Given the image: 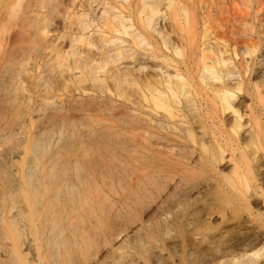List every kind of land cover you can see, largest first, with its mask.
<instances>
[{
    "label": "bare ground",
    "instance_id": "bare-ground-1",
    "mask_svg": "<svg viewBox=\"0 0 264 264\" xmlns=\"http://www.w3.org/2000/svg\"><path fill=\"white\" fill-rule=\"evenodd\" d=\"M72 1L78 0H0V264H263V245L238 241L237 245L227 243L223 247L226 245L221 237L217 242L224 244L218 245L216 236L200 229L194 217L183 216L187 208L202 205L212 187L205 180L192 186L194 178H211L225 195L223 198L235 197L249 204L248 197H257L259 177L264 179V106L257 104L263 95L258 84L252 89L245 80L248 78L244 73L252 71L247 68L251 66L247 63V70L241 66L240 71L233 57L227 58L229 54L221 47L226 43L221 40L218 45L223 50L217 47L221 51L215 53L209 46L206 52L199 47L196 50L203 52L201 57L195 58L193 52V57L185 58L187 48L180 45L181 33L176 30L183 29L185 36L193 19L191 10L181 6L179 0H137L134 18L140 31L135 28L133 13L128 15L132 0H123L127 7L121 5V12L116 10L117 2L115 6H104L110 12L112 7L116 10L108 19L104 16L108 9H103L105 14L101 12L104 24L103 18L101 23L108 27V34L102 32L101 26L99 30L101 35L110 36L102 38L98 32L101 40L93 39L94 43H89L93 37L89 31L94 30L93 26L99 31L92 24L95 20H91L93 26L87 31L88 42L89 20L86 25L78 19L79 26L73 19L76 16L67 14V19L76 21L85 35L82 38L76 31V41L89 43L71 54L74 44L81 45L73 41L70 51L66 49V8L75 6ZM95 1H99V6L94 4L99 8L104 2ZM261 1L258 8L264 5L259 4ZM89 2L94 3L88 0L86 5ZM213 3L207 8L216 6V0ZM90 6L93 11L94 6ZM124 9L128 16L123 15ZM212 9L207 13L209 17L214 13ZM85 15L82 18L90 16ZM236 15L229 13L224 20L226 28L222 30L221 26L219 30L227 31L229 39L240 37V43L248 46L245 53L240 52L252 59L258 54L251 41L256 29L252 22L244 25L249 14L240 12L248 17L244 23L239 19L245 16L238 12ZM167 17L174 29L163 24V30H175L174 38L180 44L177 40L172 43L174 33L168 37L164 35L168 30L163 34L159 28L160 23L168 21ZM100 18H96L98 22ZM217 21V26L222 25ZM238 21L248 28L243 29L244 35L236 29ZM205 22L204 25L208 21ZM142 31L148 37L161 38L166 52L179 54L184 47L185 60H181L185 68L179 67L177 61L174 65L166 53L161 55L164 49L159 50L160 46L151 44L147 37L146 41ZM182 35L183 32L181 39ZM170 37L172 42L167 40ZM202 38L203 41L206 35ZM136 46L145 53L148 49L155 51L148 53V58L140 56L155 62L162 58L163 66L141 63ZM236 74L241 81L232 84L224 80ZM193 83L200 89L194 91ZM127 87L133 92L131 96L126 94ZM245 90L253 92L250 104L242 103L243 107L240 101ZM246 143H253L256 150L250 152ZM254 163L258 164V177L253 171ZM228 168L230 176L224 174ZM212 211L202 219L214 221ZM179 223L185 225L188 240L194 246L202 244L205 248L199 246L203 250L197 251L201 248L185 240H175ZM185 251L186 257H181Z\"/></svg>",
    "mask_w": 264,
    "mask_h": 264
},
{
    "label": "rangeland",
    "instance_id": "rangeland-1",
    "mask_svg": "<svg viewBox=\"0 0 264 264\" xmlns=\"http://www.w3.org/2000/svg\"><path fill=\"white\" fill-rule=\"evenodd\" d=\"M87 1L88 0H78L77 2L76 1H72L73 3H75L76 2V4H75V6L74 7H70V9H69V7L68 8H66V11L68 10V12L66 13V19L68 18L67 16V14H69V15H71V14H73V15H71V16H76V17H72L74 20H76V21H78V25L80 24L79 22H81L82 20L84 21V24H86L87 22L86 21H88L89 22V24H88V26L90 25V27H89V29L88 30H86V33H88L87 31H89V30H91V28H92V26L93 25H91V23L90 22H93L94 20L96 21L97 20V22H98V19L100 18V16L99 15H101V12L103 13V14H105L106 12L103 10V9H108V7L107 8H105L106 7V5H108V6H115V4H116V2L118 3V4H116V10H118V11H123V10H121L120 8H123L122 6H124L125 7V9H126V5H127V3L125 4V2L122 0V2H121V0L120 1H115V0H113L114 2L112 3V0H110V2L108 3L107 2V0L105 1V0H103L104 2H102V0H100V2H102L101 3V7L99 8V7H97L98 8V10L100 9V11L98 12V13H100V14H98L96 11H97V9H95L96 7H95V5H98L99 4V1H95V0H92L94 3H90V5L92 4L93 6H94V8H93V11L91 10L92 8H91V6L88 4V5H86L87 4ZM89 1H91V0H89ZM109 1V0H108ZM181 3H180V2ZM178 1V4L180 3V5L182 4V5H187V6H189V8L186 6V10L187 9H189V11H190V13H189V11H188V13H189V15H190V17L193 19V26L190 28V34H192V35H190V36H187L186 34H188L189 35V32H186V30H185V36H184V31H182V30H176V32L179 34V32L182 34V32H183V37H182V39H181V34H179V40H180V42L182 43V44H180V42L178 41V38L176 39L177 41H178V43L182 46H184L185 45V47L187 48V51H186V54H187V56H185L186 54H184L185 53V50H184V47L182 48L181 46H177L178 44L177 43H175V44H177L176 46L177 47H179V49L180 48H182V49H180V53L179 54H176V53H173V51L172 50H169L168 52H166L167 50H166V48L164 49V47L165 46H163V42H162V40H161V38L159 39V37L157 38V37H155V36H153V37H151V35H149V37H148V34H146V32H143L142 31V34L145 36V39H146V37H147V39L148 40H150L149 42L151 43V44H153L154 46H160L159 48V50H163L164 52H163V54L160 52V54L161 55H165V53H166V57H169V59L171 60V61H173L174 62V65H176L175 64V62L177 63V65L179 66V67H181V68H185V66L183 65V61L185 60L184 59V57L186 58H188L189 56H191L192 55V57L194 56L193 55V52H194V54H195V58H198L199 57V55H200V57L203 55V52H202V54L200 53V51H204L203 49H205V51L207 52V49L209 48V46H210V48H209V50H211V51H214L215 53H217L218 51H221V50H223V49H221V47L223 46V48H224V50L225 51H227V55L225 54V57L227 56V58H229V59H231L232 57H233V59H232V62H234L235 61V65H239L237 68L238 69H240V71L242 70L243 71V69L241 68V66L243 67L244 66V69H246L247 70V68L248 69H250V70H252V71H249V70H247V71H249V73L247 72H245L244 74H245V76H247V77H245V78H248V79H245L246 81H247V84L250 86V87H252V89L256 86V84H258L257 85V87L259 88V91H260V93L261 94H263L262 95V103L260 102V103H258V101H257V104L259 105V106H261V107H263L264 106V82H263V80H264V68L262 67V66H264V64L262 63V62H264V56H263V60L262 59H260V58H262V54L264 55V53H263V51H264V42H261V41H264V31H262V28L261 27H263V30H264V26H260L259 27V25H263L264 23H262V22H264V19L262 18V19H260L261 18V16L263 15V17H264V5L263 6H261L262 7V9L263 10H260L261 9V7L259 6V8L257 7L258 5V2H259V0H257V1H255V0H251V2L250 1H248V3L246 2V3H244L243 2V0H234V2H233V5H231L232 4V1L233 0H230L231 1V3H230V1L229 0H216V6L218 7H216L215 6V0H213L214 1V7H210L211 9L212 8H214V9H216L217 11H219V10H221V11H219V12H217L216 13V10H213V12L214 13H216L217 15L216 16H219L220 18H221V20H220V18H217L216 16L214 17V13H213V15L211 14L210 15V17H209V13H210V11H211V9L210 8H207V7H209L211 4H212V2L210 3L208 0L206 1V0H188V3H187V1L186 0H179ZM184 1H186V2H184ZM194 1V2H193ZM204 1H206V2H204ZM229 2L228 3V7L226 8V5H227V2ZM238 1V2H237ZM105 2H107V4L105 3ZM132 2H134V3H132L133 4V7L131 8V9H128L127 8V10L129 11V13H128V15L130 14V12H132L133 14L132 15H134L133 16V20H134V25L136 26H134L136 29H138V31H140V26H139V23L137 24V22L135 21V16L137 15V11H135V10H137V7L135 6L136 4H138V3H136V2H138L137 0L135 1V0H132ZM193 2V3H192ZM197 2V3H196ZM218 2V3H217ZM222 2V3H221ZM240 2V3H239ZM243 2V3H242ZM255 2V3H254ZM263 2H264V0H262L259 4L261 5V4H263ZM80 3V4H79ZM85 3V4H84ZM96 3V4H95ZM112 3V4H111ZM124 3V4H123ZM196 3V4H195ZM210 3V4H209ZM95 4V5H94ZM111 4V5H110ZM196 6L197 5V7H194V5ZM199 4H202V5H199ZM204 4V5H203ZM209 6H208V5ZM224 4V5H223ZM226 4V5H225ZM239 4H241L240 6H239ZM243 4H245V7L243 6ZM122 5V6H121ZM181 5V6H182ZM193 5V6H192ZM223 5V6H222ZM249 5V6H248ZM69 6H72V5H69ZM85 7L84 9H83V7ZM88 6V7H87ZM99 6V5H98ZM105 6V7H104ZM119 6V7H118ZM185 6H183L184 8H185ZM201 6H203V8L201 7ZM211 6H213V5H211ZM219 6L221 7V9L219 8ZM225 6V7H224ZM237 6V7H236ZM239 6V7H238ZM247 6H248V8H247ZM82 7V8H81ZM230 7H231V9H230ZM251 7V8H250ZM113 8V9H112ZM111 9V12H113V10H115V8L114 7H112ZM198 10H197V9ZM210 9V11L208 12V10L207 9ZM242 8V9H241ZM247 8V9H246ZM90 9V10H89ZM124 9V12L126 11ZM132 9H134V10H132ZM196 9V10H195ZM206 9V10H205ZM243 9H246V10H243ZM251 9V10H250ZM256 9H259V11H260V13H261V15L258 13H255L254 11H258V10H256ZM83 10V11H82ZM85 10V11H84ZM89 10V11H88ZM108 10H109V13H108ZM107 10V15L108 14H110L111 12H110V8ZM115 10V11H116ZM131 10V11H130ZM203 10V11H202ZM226 10V12H224V11ZM80 11V12H79ZM94 11L96 12V14H98V16L99 17H97L96 16V14H94ZM167 10L165 9L164 10V12H166ZM201 11V12H200ZM207 11V12H206ZM230 11V12H229ZM242 11L244 12V11H247L248 13H242ZM249 11H251V12H249ZM263 11V12H262ZM74 12H76V14L78 15H76V14H74ZM79 12V13H78ZM85 13V14H87L88 15V13H89V15L91 14V15H93V16H95L93 19H92V17L93 16H88V18L86 17H84V18H82L85 14H83V13ZM91 12V13H90ZM105 12V13H104ZM123 12V15L124 16H128L127 15V13L125 12L124 13ZM136 12V13H135ZM168 12V11H167ZM191 12H193V13H191ZM197 12V13H196ZM220 12H222V13H224V15L222 14V17H221V14H220ZM227 12H229V13H231V15L232 16H237L236 15V12H238L239 13V16H241L240 15V12H241V14H249V15H247L248 17H250L249 19H248V17L247 16H241V17H244V18H242L243 20H241V18L239 19L240 21H241V23H244V21H247V19L250 21H247L248 23L247 24H244V25H246L245 27H247V25L248 24H250L251 22H252V26L253 27H255L254 29H256V30H254V36L251 38L252 40L251 41H253L254 42V46L255 47H257V53H255L254 55H256L255 57H251L252 59H250V56H247V55H244V54H242V52H246V47H248L247 46V44H242V43H240V37H232V39H231V41H230V39L228 38V37H230V36H228L229 34L227 33V31H222V30H224L225 28H226V25H225V23H224V20L225 21H227V19H228V16H229V13H228V15H226V13ZM83 14V16L81 15V14ZM208 15H206V14ZM211 13H212V11H211ZM218 13H219V15H218ZM251 13V14H250ZM104 15L105 16V18H109V17H111V14L110 15ZM198 14V15H197ZM256 14H257V17H258V15H260L258 18L257 17H255L256 16ZM81 17H80V16ZM87 15H85V16H87ZM226 15V16H225ZM251 15V16H250ZM70 16V17H71ZM102 16V15H101ZM104 16H102L101 18H100V22H98V23H96L95 21V23L93 22L92 24H96V27H97V30H99V29H101L102 30V32L104 31V34L106 35V33L108 34V30H107V28H104V27H106V26H104L103 24H104ZM205 16H207L208 17V19H207V17H205ZM211 16H213V17H211ZM224 16V17H223ZM69 17V18H70ZM79 17V18H78ZM91 19H90V18ZM194 17H197L196 19L194 18ZM247 17V19L246 20H244L245 18ZM82 20H81V19ZM96 18H98V19H96ZM102 18H103V21H102V23H101V20H102ZM107 18V19H108ZM168 18V17H167ZM167 18H162L164 21H165V19H167ZM203 18V19H202ZM209 18H211V19H209ZM212 18L214 19V21H215V23H216V21L218 22V23H221L222 25H220V24H218V26L212 21ZM216 18V19H215ZM238 18V17H237ZM257 18V20L256 21H258L257 23L255 22V19ZM71 19V18H70ZM73 19H71L69 22L66 20V49L68 50V48L70 49L71 48V44H72V42L73 41H76L77 39V37H78V35H81V37L83 36L84 38H85V35H83V34H81L82 33V31H81V27H80V29H78L77 27V24H76V21H74ZM81 20V21H79V20ZM107 19L105 20V21H107ZM91 20H93V21H91ZM163 20H161L160 22H162ZM196 20H197V22H196ZM209 20H211V21H209ZM252 20V21H251ZM74 21V22H73ZM110 21H111V18H110ZM200 23H199V22ZM204 21H208L206 24H207V26H205L204 25ZM221 21V22H220ZM240 21H238V22H236L235 23V25H236V29H238L239 30V32L242 34L243 33V31L244 30H247V29H244L245 27H243V24H241L242 26H240L239 25V23H240ZM70 22H72L71 24H70ZM108 22H109V20H108ZM108 22H106L107 24H108ZM167 22H169V23H167ZM260 22V23H259ZM74 23H75V25H74ZM106 23H105V25H106ZM195 23V24H194ZM199 23V24H198ZM86 24V25H87ZM109 24H111V23H109ZM161 25H159V28L161 29L162 28V33L163 32H166L167 30H168V28L170 27V29L172 30V29H174V27H172L171 28V25H172V22H170V19L168 18V21L166 20L165 21V23H160ZM166 26H168L169 25V27L168 28H165L164 27V30H163V27L162 26H164V25ZM209 24V25H208ZM212 24V25H211ZM72 25H74V26H72ZM112 25H113V22H112ZM111 25V26H112ZM138 25V26H137ZM200 25V26H199ZM215 25H216V27H215ZM220 25V26H219ZM70 26H71V29H70ZM80 26V25H79ZM99 26H101V28L99 27ZM166 26V27H167ZM198 26H199V29H198ZM222 26V28L223 27H225V28H223L222 30H219V29H221L220 27ZM251 26V28H253ZM73 27V28H72ZM206 29H205V28ZM217 27H219V28H217ZM242 27V28H241ZM104 28V29H103ZM134 28V29H135ZM203 28H204V30H203ZM207 28H208V30H207ZM76 29V30H75ZM78 29V30H77ZM92 29H94V30H92V31H89V33L91 34L92 32V34L93 35H90L89 33L88 34H86L87 36L86 37H88L89 35L90 36H95V37H97L96 35L98 34V32H99V34L101 35V34H103L100 30L99 31H95L96 30V28H94V26H93V28ZM168 30V32L167 33H163L164 35H173V33L175 32V30H173V33L171 32L170 33V31L171 30ZM242 29V30H241ZM244 29V30H243ZM80 30V31H79ZM189 30V29H188ZM187 30V31H188ZM191 30H193V32L191 31ZM196 30H198L197 31V35H196V32L195 31ZM207 30V31H206ZM227 30V29H226ZM74 31V32H73ZM77 31V32H76ZM105 31H107L106 33H105ZM206 31V32H205ZM257 31H258V33H257ZM75 32L76 33H80V34H75ZM96 32H97V34H96ZM203 32H204V34H203ZM225 32V33H224ZM250 32V31H249ZM263 32V33H262ZM74 33V34H73ZM84 33V32H83ZM201 33V34H200ZM205 33H207V34H205ZM221 33H222V35H221ZM239 33V34H240ZM252 33V32H251ZM260 33H262V35L260 34ZM85 34V33H84ZM96 34V35H95ZM98 34V38H100V39H98V38H93V37H91L92 39H90V36L88 37V42H89V39H90V42L89 43H91L92 41H93V39H97V42H99L100 40H101V37L102 38H105V37H109L108 35L107 36H105V35H101V37H100V35ZM175 35H173V37H172V41H171V37H170V39H167V40H169V41H171L172 43H174V42H177L176 40H175V38H174V36L175 37H177V34L176 33H174ZM223 34H224V36H223ZM74 35H76V36H74ZM167 35V36H168ZM203 35H206V38L202 41V37H203ZM227 35V36H226ZM243 35H244V33H243ZM255 35H257V36H255ZM70 36L72 37V39L70 38ZM74 36V37H73ZM187 36V37H186ZM192 36V37H191ZM194 36V37H193ZM197 36V37H196ZM209 36V37H208ZM76 37V38H75ZM80 37V36H79ZM80 37V38H81ZM82 37V38H83ZM155 37V38H154ZM169 37V36H168ZM167 37V38H168ZM220 37H221V39H220ZM225 37V38H224ZM227 37V38H226ZM73 38H74V40H73ZM79 38V39H80ZM126 39H128L129 40V38L128 37H125ZM153 40H152V39ZM209 38V39H208ZM229 39L227 42L225 41V40H223V39ZM236 38H237V42H236ZM256 39V41H258V43H259V45L258 46H256L257 45V42H255L254 40ZM261 38H263V40L261 39ZM147 39H146V41H147ZM155 39V40H154ZM186 39V40H185ZM196 39H198V41H200V43H203V44H200ZM208 39V41H206ZM70 40H71V42H70ZM86 40V39H85ZM191 40V43L190 42H186V41H190ZM224 41V42H221V41ZM243 40V41H242ZM155 41V43L157 44V45H155V43H153V42ZM161 41V42H160ZM185 41V42H184ZM202 41V42H201ZM204 41H205V43L207 42V44H206V46L208 45V47H206V46H202V45H205L204 44ZM233 41V42H232ZM241 41L242 42H244V39L242 38L241 39ZM77 42V44H81V43H78V41H76ZM85 43H83V44H87V45H89V43H87V41H84ZM158 42V43H157ZM229 43L230 44V47H228L227 48V46H228V44L226 45V44H221V43ZM71 43V44H70ZM93 43H94V41H93ZM185 43H187V44H185ZM198 43V44H197ZM218 43L219 44H221V47H220V45H218ZM232 43V44H231ZM234 43V44H233ZM236 43H237V45H236ZM239 43H240V45H239ZM83 44H81L80 46H77L76 44H72L73 45V48H77L76 50L74 49H71V51L70 50H68V51H70V52H72L71 54H73V52L75 51H77L78 52V49H80L81 48V46H84ZM161 44V45H160ZM190 44V45H189ZM196 44H197V46H196ZM212 44V45H211ZM87 45H86V47H85V50L83 49V47H82V49L86 52L87 50H86V48L88 49V47H87ZM152 45V46H153ZM188 45H189V48H188ZM194 45H195V48H194ZM226 47H225V46ZM244 47H243V46ZM249 45V44H248ZM191 46V47H190ZM213 46H215V47H213ZM236 46H238V48H236ZM136 47H139V46H136ZM142 47L143 48H145L146 49V45L145 46H143L142 45ZM199 47H201L199 50H196V49H198ZM217 47H219L221 50H219V48H217ZM241 47V48H240ZM250 47V46H249ZM260 47V48H259ZM262 47V48H261ZM141 48V46L139 47V48H137V50L136 51H138L137 52V54L138 53H140V54H138L139 56L140 55H144V56H146V58H148L150 55L148 54V53H154V52H152L151 51V49L149 50L148 49V52H146L145 53V49H143V48H141V50H138V49H140ZM162 48V49H161ZM194 48V49H193ZM207 48V49H206ZM213 48V49H212ZM216 48L218 49V50H216ZM227 50H226V49ZM230 48V50L231 51H228V49ZM192 49L194 50V51H192ZM238 49V50H237ZM244 49V50H243ZM260 49V50H259ZM83 50H79V52L80 53H82V52H84ZM143 50H144V54H143ZM155 50V49H154ZM183 50V52H181ZM208 50V51H209ZM233 50V51H232ZM234 50H237L236 52L234 51ZM258 50H259V52H258ZM82 51V52H81ZM146 51H147V49H146ZM190 51V52H189ZM198 51V52H197ZM240 51H242V52H240ZM188 52V53H187ZM196 52H197V54H196ZM237 52L239 53V54H237ZM171 53V54H170ZM192 53V54H191ZM209 53V52H208ZM169 54V55H168ZM183 54H184V57H183ZM190 54V55H189ZM137 55V56H138ZM176 57H178V58H176ZM241 55V56H240ZM81 56H84V55H80V57ZM144 56H140V57H138V58H140V60H141V63L142 62H146L147 64H149V66H151V64L153 65V63L152 62H155V60L156 59H153L154 61H152V60H150V58H149V60H145L146 58L144 57ZM259 56H261V57H259ZM246 57H248L247 59H248V62H246ZM145 58V59H144ZM181 58L183 59V61L181 60ZM235 58L237 59V60H235ZM144 59V60H143ZM162 59V58H161ZM161 59H158L159 60V64H157L158 63V60H157V62H155L154 63V65H162V64H164L162 61H161ZM168 59V60H169ZM179 60V61H178ZM234 60V61H233ZM259 60H261V61H259ZM170 61V64L172 63L173 64V62H171ZM238 61H242V63L241 62H238ZM252 61V62H251ZM149 62V63H148ZM181 62V63H180ZM246 62V63H245ZM161 63V64H160ZM251 66V67H247V65L248 64ZM256 63V64H255ZM262 63V64H261ZM171 64V65H172ZM153 65V66H154ZM176 65V66H177ZM261 65V66H260ZM163 66V65H162ZM184 66V67H183ZM152 67V66H151ZM247 67V68H246ZM257 67H258V69H257ZM256 68V69H255ZM260 69V70H259ZM257 70V71H256ZM256 74H255V73ZM261 73V74H260ZM251 76H250V75ZM237 75V76H236ZM235 76H230L229 78L228 77H226V79H224L227 83H228V81H230V83L232 82V84L234 83L235 84V82L237 83V82H239V81H241L242 79H241V77H240V75L239 74H236ZM255 76V77H254ZM239 79H238V78ZM250 77V78H249ZM257 78V79H256ZM261 79V80H260ZM252 80V81H251ZM256 81H257V83H256ZM259 81H261V82H259ZM229 83V84H230ZM255 83V84H254ZM261 83V84H260ZM263 83V84H262ZM192 85H194L193 86V88H194V91H196V90H199L200 89V87H198L195 83H193ZM196 85V86H195ZM260 85V86H259ZM254 86V87H253ZM196 87V88H195ZM130 88V87H129ZM128 87L126 88V90L128 89V90H130ZM263 88V89H262ZM196 89V90H195ZM127 90V91H128ZM247 90V89H246ZM245 90V93H248V94H243L241 97H242V99H241V103L240 104H245L244 106H246V105H248V104H250V100H252V93L251 92H253L252 90H251V92H247ZM131 91H132V89H131ZM261 91H263V92H261ZM129 93H127L126 92V94H128L127 96H131V94H133V92L131 93L130 91H128ZM131 93V94H130ZM245 96V97H244ZM249 97V98H248ZM248 98V99H247ZM244 99H246V100H244ZM243 101V102H242ZM246 101V102H245ZM245 102V103H244ZM246 103H248V104H246ZM243 104H242V106H243ZM262 104V105H261ZM243 106V107H244ZM246 145H248V150L250 151V152H253V151H255L256 150V146L252 143V144H247L246 143ZM257 167H258V164L257 163H254L253 164V171H254V174L255 175H257V177L259 176V171H258V169H257ZM224 174L225 175H227V176H230L231 175V169L230 168H228V169H226L225 171H224ZM206 181V182H208L209 184H212L211 186V189H210V191L209 192H207L209 195L208 196H206L207 197V201H208V203H207V201H206V197H204V201L203 202H201L202 203V205H197V207L196 208H194V209H192V208H187L186 210H184L183 211V216L184 217H187V218H190V217H194L195 218V220L198 222V223H200V225H199V227H200V229H202V230H204V231H208V232H210V233H212V237H215L216 236V238L215 239H217L216 240V242L217 241H219L220 240V237H221V239H223L224 240V243H225V245L228 243H230V244H232V245H234V244H236V243H238L239 244V242L240 243H245V244H248L249 242H253V243H259L260 245H261V247H262V245L264 246V239L262 238V232H260L263 228H264V179H262L261 177H259V181H258V183H257V187H258V185H259V187H258V193H257V197L255 196L254 198L253 197H248L247 199L249 200V204L248 203H245L244 201H238V199H236L235 197H225V198H223L225 195H223L218 189H216V186H215V183H213V180L211 179V178H209V177H206L205 179H199V178H194L193 180H191L190 181V184L192 185V186H196V185H198V184H200L201 182H203V181ZM261 192H262V194H261ZM207 193H206V195H207ZM220 193V194H219ZM261 194L260 196L258 195V194ZM212 194V195H211ZM214 194V195H213ZM216 195V196H215ZM221 195H223V196H221ZM210 196V197H209ZM214 196V197H213ZM211 198V199H210ZM251 198V199H250ZM253 198V199H252ZM244 202V203H243ZM203 203H207V204H203ZM244 204V205H243ZM205 205V206H204ZM249 207V208H248ZM242 208V209H241ZM246 208V209H245ZM212 209H213V211H212ZM212 211L213 213H215V219H214V221H204L205 219H204V214L207 212V211ZM204 220H203V219ZM258 219V220H257ZM255 220H256V222H255ZM258 223V224H257ZM263 225V226H262ZM179 227H177L176 228V230H175V233H176V235L174 234V237H175V240H177V241H183V240H185V242H187V243H189L188 245H190V246H192L193 245V243L191 242V241H189L188 240V235L186 234V232H185V225L183 224V223H179V225H178ZM258 227V228H257ZM260 228V229H259ZM211 230V231H210ZM259 233L260 232V234L258 235L257 234V232ZM262 231H264V229L262 230ZM207 232V233H208ZM229 232V233H228ZM210 233H208V234H210ZM231 233V234H230ZM264 233V232H263ZM220 236H219V235ZM225 234H227L226 235V238L224 239V238H222V236L223 235H225ZM215 235V236H214ZM248 235L249 236H251V237H248ZM253 235H254V237H253ZM210 236H211V234H210ZM217 236H219V239H218V237ZM248 237L249 239H246V237ZM258 236H259V238H258ZM261 236V237H260ZM243 238L244 239V241H243V239L241 240V239ZM251 239H252V241H251ZM253 239H255V240H253ZM258 241H257V240ZM187 240V241H186ZM222 240V241H223ZM261 240V241H260ZM263 240V241H262ZM189 241V242H188ZM239 241V242H238ZM233 242V243H232ZM218 243V245H220V244H222L223 242H220V244H219V242H217ZM223 243V244H224ZM222 244V245H223ZM229 244V245H230ZM251 244V243H250ZM199 248H201L200 246L202 245V244H196ZM194 246L193 245V247L195 248V247H197V246ZM200 245V246H199ZM237 245V244H236ZM228 245H226V246H223V247H227ZM197 247V248H198ZM202 247H204L205 248V246H203L202 245ZM222 247V246H221ZM196 248V249H197ZM201 250H203L202 248L201 249H197V251H201ZM185 253V254H184ZM183 254H182V256L181 255H178V256H181V257H186V255H187V253H186V251L184 252ZM177 256V257H178ZM176 256L175 257H173V258H176V260H178V259H180V257H178L177 258ZM174 261V260H173ZM261 262H264V261H261ZM262 264V263H261ZM264 264V263H263Z\"/></svg>",
    "mask_w": 264,
    "mask_h": 264
}]
</instances>
